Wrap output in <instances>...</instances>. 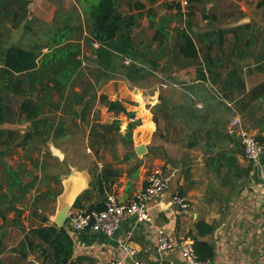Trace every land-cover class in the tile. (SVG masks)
<instances>
[{
    "label": "trees",
    "instance_id": "16d2710c",
    "mask_svg": "<svg viewBox=\"0 0 264 264\" xmlns=\"http://www.w3.org/2000/svg\"><path fill=\"white\" fill-rule=\"evenodd\" d=\"M146 1L149 7L143 0H85L89 4L86 8L87 22L78 26L75 17L70 15L62 24L57 23L51 37L52 44L48 52H44L39 44L32 48L3 44V29L18 30L23 27L31 30L30 1L0 0V146L4 148L0 150V158L11 157L16 149L21 148L25 159L43 173L34 175L31 172L33 177L27 179L30 171L26 163L14 167L2 161L0 256L7 250L4 243L7 235L16 230L23 238L17 247L10 250L11 253H18L22 259L36 255L43 264H78L73 261L74 243L66 227L59 228L50 222L49 215L38 213L45 198L56 201L62 192L63 178L71 172L69 165L56 158L58 165H53L54 171L67 168V172L61 175L46 173L52 164L44 156H52L50 145L58 140L83 132V140H88L84 146L94 156L89 170V188L77 198L73 209L84 210V200L91 202L94 197L101 202L96 206L91 204L85 211L105 209L107 198L112 194V185L121 176L116 165L130 164L128 175L138 181L143 163L134 150L133 132L140 121L135 119L134 113L127 111L121 101L111 100L108 95L99 93L116 76L144 88L151 85L147 81L150 77L159 79L160 73L166 76L164 80L159 79L167 86L165 89L176 91L181 85V102L161 94L160 103L152 109L158 126V139L188 150L201 148L206 165L216 173L223 168L231 170L235 164V151L228 150V147L232 143L235 146L242 143L241 140L235 142L236 135L228 131L235 112L226 100L233 102L238 94L243 102L246 99L245 107L253 100H264V28L257 27L255 30L252 23H246L231 29L208 30L198 37L193 32L194 11L186 15L181 1L164 0L160 5V0ZM186 2L188 4V0ZM157 5L165 11L159 18ZM257 7L264 9V0H258ZM145 17L151 29L155 30L146 47L133 35ZM183 17L184 24L174 23V19L181 20ZM203 17L211 23L218 20L206 13ZM242 17L244 15L240 19ZM79 31L82 34L86 31L85 43L95 57V69L90 73L92 78L86 83L80 81L84 61ZM229 34L234 38L227 47ZM256 45L260 46L261 52L252 56ZM226 48L228 53L224 51ZM190 69H194L196 74L192 82H181L178 77H173ZM256 72L263 75V80L247 93L246 77H253ZM13 98L21 99L17 107L11 102ZM200 102L202 108L199 107ZM97 104L107 108L116 119L102 122L95 117ZM220 106L223 110L218 109ZM122 114L129 119L125 133L121 132L122 121L118 119ZM162 120L172 123L173 130L169 126L162 128ZM7 124L28 126L22 132L3 128ZM257 140L264 144V136ZM120 146L126 151L123 156ZM31 150L39 153L36 159L30 154ZM150 153L154 154V149L151 148ZM107 154L111 160L106 158ZM165 159L166 163L177 167L178 164L169 155ZM100 162H103L102 167ZM180 165L187 164L182 161ZM249 172L250 169L248 175ZM38 182L46 186V191L35 197L32 205L31 215L39 225L27 230L22 219L24 201ZM12 213L14 217L10 219ZM195 229V254L200 261L209 263L215 258L214 247L211 242L198 238L213 234L215 227L198 221Z\"/></svg>",
    "mask_w": 264,
    "mask_h": 264
},
{
    "label": "crops",
    "instance_id": "0c3cea01",
    "mask_svg": "<svg viewBox=\"0 0 264 264\" xmlns=\"http://www.w3.org/2000/svg\"><path fill=\"white\" fill-rule=\"evenodd\" d=\"M29 1L30 12H37V16L39 15L46 23L57 26V23L62 24L70 15L75 17V24L80 21L81 24L78 26L87 22L86 8L89 4L85 3V0L82 2L76 0ZM185 2L186 0H183V5ZM209 2L212 3L210 0ZM143 3H145L144 0ZM160 3H162L161 0L158 5ZM46 10H51V14H48ZM57 11L61 12V16L56 13ZM202 33H195V35L199 37ZM49 34V40H51L54 30ZM82 35H86V31ZM230 36L233 37L229 34L227 39ZM257 85L259 83H246L247 93ZM118 93L120 96L117 94L110 99L121 101L127 111L134 113L135 119L140 121L133 132L134 150L136 147L144 146L146 152L142 156L136 153L143 163L139 170L138 181L128 175L130 164L116 165V168L121 171V176L112 185L111 193L120 201L132 200L135 194L147 184L149 173L154 168L163 169L169 178V187L150 202L151 224L138 223L134 218L124 219L119 230L114 235L108 236L92 230L78 231L68 220L64 227L74 243L73 261L78 264H106L123 257L124 246L128 245L138 252V257L145 264H159V262L186 264L178 248L167 252L162 257L158 255L156 249L158 229H164L177 244L182 239H190L193 242V238L197 236L196 223L204 221L215 227L213 234L198 238L211 242L214 247L215 258L208 264H264V154L257 163H251L247 161L244 153L242 154V145L235 146L232 143L228 150L235 151L233 154L235 164L233 163L231 170L223 168L220 173H216V170L206 165L201 148H194L197 152L192 150L191 155L189 153L184 155L183 160L188 163L181 170L173 163H166L162 153L170 151L171 146L159 140V136L157 137L158 126L154 121L152 109L160 103L161 89L157 87L149 93L148 89L134 87L129 90L124 86V89L119 90ZM235 98L233 102L226 100L235 112L228 125V131L236 135L237 139L234 141L240 142V131L249 132L257 139L264 136V100L262 98L253 100L245 107L246 99L243 102L242 96L238 94ZM199 107L202 108L201 102ZM105 110L111 115V120L108 121L116 119L113 113L107 111V108ZM236 118L240 120V124L234 127L233 121ZM118 119L122 121L121 132L125 133L129 119L124 114ZM108 121L105 119L102 122ZM151 148L154 149V154L150 153ZM119 150L121 156L126 152L122 146ZM102 164L103 162L99 163L100 167ZM69 168H71L70 174L62 180L61 194L66 188L71 187L77 196L89 188L90 166L81 168L79 165L69 164ZM176 195L188 201L189 209L184 210L173 204V198ZM57 199L53 203L54 214L50 216V222L53 224H56L54 219L58 207ZM100 202L101 200L97 197H94L91 202L84 200L85 209H73L72 212H87L85 210L91 204L96 206ZM29 229L27 227V230ZM18 245L7 247L6 252ZM5 253L0 256V264H43L36 255L22 259L18 253L7 256Z\"/></svg>",
    "mask_w": 264,
    "mask_h": 264
},
{
    "label": "rangeland",
    "instance_id": "374dc122",
    "mask_svg": "<svg viewBox=\"0 0 264 264\" xmlns=\"http://www.w3.org/2000/svg\"><path fill=\"white\" fill-rule=\"evenodd\" d=\"M162 2L164 0H161ZM181 1V5L183 8V12L186 13V15L194 11V16L192 18V23H193V32L194 33H200V32H206L208 30H219V29H231L234 28L236 25L239 24H244V23H252L254 26V29L256 30L257 27L264 28V9L258 8L257 3L258 0H242V1H232V0H210L212 3L208 2L207 0H200L193 2L192 0H188L187 5H183V0H177ZM144 2L147 4L149 7V4L147 1L144 0ZM210 4V6H209ZM157 13H158V18L165 13L164 9L161 6H155ZM35 9V8H33ZM30 11V10H29ZM126 11V10H125ZM48 14H51V10H46ZM61 16V12L57 11ZM175 12H169L168 14H174ZM204 13L206 15H212L217 17V21L214 23H211L209 20L204 19ZM209 13V14H208ZM241 15H244V17H241ZM44 16H46L44 14ZM86 16V15H85ZM176 24H184L185 18L183 17L181 20L174 19ZM77 25H80V21L76 23ZM55 24H49L46 23L39 15L37 16V12H30V27L31 30H27L25 28H20L18 30H10V28L3 29L4 30V37L2 39L3 44L6 46H11V45H17V46H22L24 48H32L34 45L39 44L44 52H47L48 49L50 48V45L52 44L50 39V32L55 29ZM154 29H151L149 22L146 18H143L137 27V29L133 32L134 37L136 38V41L139 43H144V47L147 46V44H150V40L154 34ZM78 35L80 36V41L83 44V52H82V60L84 61L83 67H82V76L80 78V81L83 83L88 82L89 79L92 78L90 75L91 72L94 71L95 66L93 65L94 61V55H92L91 49L89 46L86 45L85 43V38L86 35H82L80 32H78ZM233 37L230 36L228 41H227V47L231 45ZM1 39H0V46L2 44ZM227 52V48L224 50ZM260 46L256 45L255 48L253 49V54L258 55L260 53ZM228 53V52H227ZM255 65V62L252 60V62ZM256 71V70H255ZM155 74H158L157 72ZM178 77V79L181 82H192L193 80L196 79V74L194 69H190L188 71L180 72L177 75H174L173 77ZM166 77V76H164ZM163 76L160 75L159 73V79L164 80ZM263 78L262 74H257V72L254 74L253 77H246L247 83H259ZM157 77H150L147 81L151 82V85L148 87H144L143 89H148L149 93L154 88H160L161 89V94L171 97L174 101L181 102L182 99L180 98V95L183 91V87L179 85L177 90L175 91H170V89H165L167 86H165V83L163 81H159ZM170 79V78H167ZM124 86H126L129 90H132L134 87L139 88L135 85H133L130 81L126 80L122 76H116L115 79L109 81L106 85H104L99 93H103L109 96V98L113 99L117 94L120 96L118 93L119 90H123ZM164 88H163V87ZM78 89V87H76ZM160 94V95H161ZM21 101L20 98H13L11 101L12 104L17 107L19 102ZM223 106V105H222ZM220 106L218 109L223 110V107ZM95 117H99L101 121H108L111 120V115L108 114L103 108V106L97 104V107L95 108ZM218 114L222 115L221 112H218ZM159 117H161L159 115ZM111 122V121H108ZM163 128L165 126H169L170 129L173 130V124L169 122H165L162 120ZM28 125H4L3 128H8V129H15V130H20L22 132L26 131ZM87 131V129H85ZM88 134V132H87ZM84 134L83 132L81 133H76L75 135H72L68 139H61L55 142L54 144H51V155H45L44 158L48 159V163L52 164V167L48 168L46 173L53 174H64L67 172V168L65 169H60V171L55 172L53 169V165H58L56 158H58L61 162L64 161L67 165H79L81 168H86L90 166L91 162L94 160V156L91 150H88L84 146L85 144H88V140L85 141L84 139ZM237 142V141H236ZM4 149L3 147L0 146V150ZM194 150V152H197V150ZM192 150H188L183 148V146H172L171 145V150L164 153V160L165 156L169 155L177 165V168H180L181 170L184 169L186 166L180 165L182 163L184 153H189V155L192 154ZM30 154L33 156L34 159H36L39 155V153L35 150H31ZM55 157V158H54ZM189 157V156H188ZM106 158L108 160H111V156L109 154L106 155ZM2 161L7 162L12 164L14 167H17L20 163H26L28 170L30 171V174H28L27 179H31V172L34 175H42L43 173L39 172L37 169H35L31 165V161L25 159V154L24 150L21 148L16 149L13 153L12 156L4 157L3 159L0 158V175L2 172ZM186 164L188 163L185 161ZM143 165V164H142ZM127 165H125L126 167ZM73 167V166H72ZM124 167V166H123ZM130 169V168H129ZM53 186L54 183H52ZM46 191V186L43 185L42 183L40 184L39 182L36 184V186L33 188L30 194L26 197L24 201V207H25V212L22 216L23 223L26 226V228H31L35 227L36 225L39 224L38 220L34 218L31 215L32 212V205L35 200V197H37L39 194L43 193ZM54 200L51 198H45L41 206L38 208V213H41L42 215H49L51 216L54 214V206H53ZM38 206V205H37ZM14 213L9 215V218H13ZM2 224V221L0 222V225ZM7 226H10V224H7ZM9 228V227H8ZM22 239V235L19 234L18 231L16 230H11L9 234L7 235V238L5 239V246L7 247H12L14 245H18L20 240ZM10 250L5 253V255H10Z\"/></svg>",
    "mask_w": 264,
    "mask_h": 264
},
{
    "label": "built area",
    "instance_id": "2783aa9c",
    "mask_svg": "<svg viewBox=\"0 0 264 264\" xmlns=\"http://www.w3.org/2000/svg\"><path fill=\"white\" fill-rule=\"evenodd\" d=\"M187 2H185V5ZM240 124L239 119H234L233 126ZM247 161L257 163L264 154V144L257 140L255 136L246 131L239 133ZM169 187V178L161 168H154L149 173L147 184L139 190L132 200L120 201L115 195L111 194L107 198L103 211L91 212H71L69 220L78 231L92 230L94 232L105 233L108 236L114 235L120 228L124 219L134 218L138 223H152L150 213V202L159 195L163 194ZM173 204L186 210L189 209L188 201L176 195ZM156 249L160 257L167 252L178 248L186 264H208L198 259L195 254L193 242L190 239H182L180 243H175L167 232L159 228L157 232ZM125 255L106 264H145L139 257L138 252L124 246ZM159 264H163L159 262Z\"/></svg>",
    "mask_w": 264,
    "mask_h": 264
},
{
    "label": "water",
    "instance_id": "95a60500",
    "mask_svg": "<svg viewBox=\"0 0 264 264\" xmlns=\"http://www.w3.org/2000/svg\"><path fill=\"white\" fill-rule=\"evenodd\" d=\"M50 147H51V145H50ZM135 151H136L138 156H142L146 152V148L144 146L136 147ZM81 194L75 196V192H74L73 188L68 187L63 191V193L61 195L58 196V199H57L58 200V207H57V212H56V217L54 219V223H56V225L59 228H63L66 225V222L70 218V213L73 210V206H74L77 198Z\"/></svg>",
    "mask_w": 264,
    "mask_h": 264
}]
</instances>
